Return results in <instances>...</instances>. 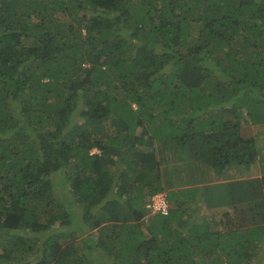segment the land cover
<instances>
[{
    "label": "trees",
    "instance_id": "16d2710c",
    "mask_svg": "<svg viewBox=\"0 0 264 264\" xmlns=\"http://www.w3.org/2000/svg\"><path fill=\"white\" fill-rule=\"evenodd\" d=\"M244 120L264 125V0H0V264H264ZM165 148L229 179L167 190Z\"/></svg>",
    "mask_w": 264,
    "mask_h": 264
},
{
    "label": "rangeland",
    "instance_id": "374dc122",
    "mask_svg": "<svg viewBox=\"0 0 264 264\" xmlns=\"http://www.w3.org/2000/svg\"><path fill=\"white\" fill-rule=\"evenodd\" d=\"M245 114L247 113L246 110H244ZM187 114V113H186ZM240 126L239 128L241 129L240 133L241 136L243 138H249V137H255L257 140V143H261V145H263L261 153L264 155V125H255V124H251V123H246V121L244 120L243 122H239ZM79 124L77 123V126ZM139 131V130H138ZM158 144V143H157ZM162 144V143H161ZM163 145V144H162ZM166 149V148H165ZM93 152H97L98 149L94 148L92 149ZM175 153L173 152L172 149H166V150H161L159 149L158 151V156L159 159L162 162V168H163V174H164V183L166 184V189L167 190H188L191 191L193 190L195 187L197 186H207L208 184H217V183H222L227 181L229 178L224 179L221 176L222 175H218L220 173L215 172L214 169H210L209 172H207V174H205V177L208 176V179L204 182L203 180L200 181V175L202 174L201 170L197 171L198 169L196 168V174H193L195 176H192L191 172V168H189L185 163H182L183 161H177V159L175 158ZM200 160H196L197 163H200ZM202 162V161H201ZM261 160L258 159L257 165L259 166L258 169L260 168V164H261ZM203 165V162H202ZM257 169L254 168V170L252 169L251 171H244V170H238L235 167H231L228 169L229 174L233 177L232 181L236 180V179H240V178H248V177H254V175H256L257 177L260 176L259 172H254ZM218 173V174H217ZM259 175V176H258ZM55 177L56 179L54 180L55 182V193L57 194L58 198L62 199L63 201L66 200H70L71 198L69 197V195L67 194L69 191H71V184L70 182H68L66 180V172L63 169H59L58 172L54 173L52 175V177ZM225 177V176H224ZM193 182V183H192ZM171 183L173 186L170 187ZM202 191H205L203 189L199 190L198 193V197L196 198V200L199 199L200 194L202 193ZM70 193V192H69ZM165 193V192H164ZM179 195L181 197V193L179 192ZM79 199V198H76ZM231 208V206H224V204H222L221 206H215V207H208L207 205L202 204L200 209L198 210L200 213H202L203 215H208V216H218V222H216L215 224H219V220L221 218V215L223 214V211H228V209ZM192 213V212H191ZM84 213H81L79 215V218L82 217L83 218ZM98 219H100L101 222H104V215L102 213L98 214L97 216ZM151 217L149 218H145L144 217V221L145 220H150ZM224 218V217H223ZM227 220V219H226ZM93 234L92 237H94L95 240L98 239V229H92ZM86 235H80V239L84 238ZM264 242V240H263ZM261 242L260 245V253L262 254L264 252V243ZM108 263H109V258L107 259ZM254 261H256V258L254 259ZM33 264V262H32ZM142 264V263H140ZM250 264H254V262L252 261V263Z\"/></svg>",
    "mask_w": 264,
    "mask_h": 264
},
{
    "label": "built area",
    "instance_id": "2783aa9c",
    "mask_svg": "<svg viewBox=\"0 0 264 264\" xmlns=\"http://www.w3.org/2000/svg\"><path fill=\"white\" fill-rule=\"evenodd\" d=\"M166 193L160 192L153 196L152 201L148 205L150 215L167 214L169 204L167 202Z\"/></svg>",
    "mask_w": 264,
    "mask_h": 264
},
{
    "label": "clouds",
    "instance_id": "9594fccd",
    "mask_svg": "<svg viewBox=\"0 0 264 264\" xmlns=\"http://www.w3.org/2000/svg\"><path fill=\"white\" fill-rule=\"evenodd\" d=\"M92 151V150H91ZM93 152V151H92ZM97 152H99V150L97 151ZM160 193V192H159ZM149 205V204H148ZM148 205H147V210H148ZM158 215V214H157ZM160 215H163V214H160ZM154 215H150L149 214V211H147V213H146V216H145V218H149V217H153ZM225 264H227V263H225Z\"/></svg>",
    "mask_w": 264,
    "mask_h": 264
}]
</instances>
